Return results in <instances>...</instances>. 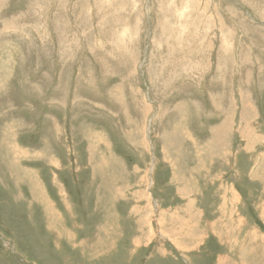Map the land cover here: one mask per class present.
I'll return each instance as SVG.
<instances>
[{"label":"rangeland","instance_id":"rangeland-1","mask_svg":"<svg viewBox=\"0 0 264 264\" xmlns=\"http://www.w3.org/2000/svg\"><path fill=\"white\" fill-rule=\"evenodd\" d=\"M0 264H264V0H0Z\"/></svg>","mask_w":264,"mask_h":264},{"label":"bare ground","instance_id":"bare-ground-1","mask_svg":"<svg viewBox=\"0 0 264 264\" xmlns=\"http://www.w3.org/2000/svg\"><path fill=\"white\" fill-rule=\"evenodd\" d=\"M190 8H191V7H190ZM180 19H181V18H180ZM214 139H215V138H214ZM212 142H213V141H212ZM150 173H151V172H150ZM36 189H37V187L34 188V190H36ZM231 190H232V189H231ZM36 191H37V190H36ZM233 195H234V194H233ZM227 197H228V196H227ZM230 197H231V196H230ZM238 198H239V197H238ZM193 204H194V203H193ZM237 212H238V211H237ZM212 227H213V226H212ZM209 229H210V228H209ZM209 229H208V230H209ZM205 235H207V234H205ZM216 238H218V237H216ZM222 261H223V260H222Z\"/></svg>","mask_w":264,"mask_h":264}]
</instances>
